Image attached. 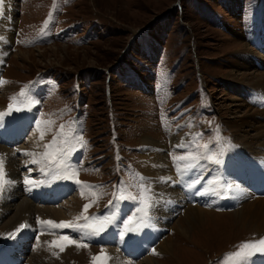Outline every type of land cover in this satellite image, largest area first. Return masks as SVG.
Here are the masks:
<instances>
[{"label": "rangeland", "instance_id": "rangeland-1", "mask_svg": "<svg viewBox=\"0 0 264 264\" xmlns=\"http://www.w3.org/2000/svg\"><path fill=\"white\" fill-rule=\"evenodd\" d=\"M16 1L11 44L2 45L6 54L0 66V106L8 113L6 120L32 114L34 128L44 132L46 154L37 160V171H50L52 164L56 177L80 187L58 205L32 203L36 234L13 255L21 257L19 264H37L35 254L52 264H107L108 243L82 240L69 232L71 226L45 230L48 224L37 215L46 210L41 207L58 209L73 197L81 202L82 224L93 235L107 233L110 221H116L121 238L129 233L127 240L131 231L143 229L142 218L150 219L153 206V190L141 167L147 137L168 144L165 153L171 163L183 156L207 164L198 174L200 185L213 170L226 168L227 183L233 185L228 193H242L245 203L264 206V194H255L243 179L253 178L251 167L264 166V78L256 77L264 73V0ZM5 3L0 4V24ZM259 38L263 44L257 43ZM239 91L249 96L243 98ZM175 134L183 136L181 148L171 147ZM27 141L8 151L22 147L31 155L20 154V166L34 160ZM48 175L36 178L44 182ZM7 177L0 169V252L20 237L9 235L6 225L9 210L18 203V189L8 187ZM173 177L170 187L177 182L187 188L176 181L181 174L174 172ZM16 188L22 191L20 197L29 199L24 186ZM192 197L198 200L196 208L213 213L212 224L186 240L175 229L185 214L176 213L166 228L158 229V240L143 245L147 254L137 257L139 262L152 257L175 264L159 249L168 239L179 264H238L264 251L259 244L264 233L257 234L236 215L240 207L209 211L199 194ZM53 241L63 244V250Z\"/></svg>", "mask_w": 264, "mask_h": 264}, {"label": "bare ground", "instance_id": "bare-ground-1", "mask_svg": "<svg viewBox=\"0 0 264 264\" xmlns=\"http://www.w3.org/2000/svg\"><path fill=\"white\" fill-rule=\"evenodd\" d=\"M5 4H6L5 5L6 10L2 18V23L0 24V66L3 64V59H5L4 56L6 54L5 49L2 47V45L11 44V38L13 33L12 30L15 21L14 19H15V14L17 12L16 0H6ZM262 36L264 37V31ZM258 42H260V44H263L260 38L259 40H257V43ZM19 55L23 57V52L19 51L18 56ZM256 74H257L256 77L260 81L263 80L264 73H256ZM231 78H232L231 80L232 82L234 80L236 82L235 77H231ZM246 78L247 76L246 74H244L243 79ZM239 92L244 94V92L242 91ZM247 95L249 96V94L245 92L243 98H246L245 96ZM250 99L252 100V98ZM253 103L257 104L254 102V100ZM6 113H7L6 109L0 106V127L4 128L7 126L24 131L25 134L23 136H26L25 140L28 139L27 142L31 145V149L34 151L31 153L34 155L33 156L34 160L31 161L26 160L25 164L20 166V164L18 165V157L21 156L22 153L29 155L28 152L26 150L22 151V147H19V149L14 148L12 153L9 154L8 151L10 147L8 148L4 144H0V159L3 160L2 170L8 176L7 177V180L9 181L8 187L11 190L18 189V191L16 190L18 196V203L13 206L14 207L13 209L9 210L12 212L11 213L12 216H10L8 218L9 220L6 222V225L8 226V231H11L10 233H8L9 235L11 234L14 235L15 233L20 235V237H16L19 239H15L13 242L7 245V251H8L7 253H11L16 256V254L19 255L21 253L20 252L21 246L22 245L26 246L27 242L29 244L31 237L34 234H36V232L33 231L34 225L32 221L34 215L32 213V210H34V205L32 203L34 202H32L27 198L29 191L36 190L40 186H42L41 188H49L50 184L48 182H51L50 179L52 177L51 176L52 174L54 176V181L51 184L54 185L53 186L54 188L59 189L60 193H68L71 190V186L68 185L66 181H63L55 176V172H53L52 169V164L50 165L51 167L47 169L50 171L45 170L46 172H44L42 170L41 173L40 167L37 171L36 166L39 165V162L37 160L45 158V154H46L44 146L46 144L47 138L42 134L44 132L41 133V129L34 128V126H32L31 124L30 125L32 127L29 126L28 122L30 117L24 116L21 119L16 118L14 120L11 119L6 120L8 118L7 115L8 113L7 114ZM12 122H14L15 125H13ZM237 125L238 128L244 126L241 124L240 125L237 124ZM158 140L159 139L155 140L147 137L142 141V148H141V158H142L141 167L144 169L145 178L150 182L151 188L153 190L152 191L153 206L151 211L152 216L150 217V219L148 218L149 216L142 218V220L144 221L143 229L142 226H140L137 228V232L131 231L133 233L129 236L127 240L128 243L131 242L138 244V243H144L145 241L146 243H149L151 240L152 241L158 240V238L155 239L156 234L159 233L158 229H162L161 227L165 226V224L167 225L176 213L182 214V212L185 214V217H183L182 220L179 223H177L175 229L178 231V233L181 234V236L184 239L192 240L193 232L205 228L208 224H212L211 221H213L212 217L214 216L213 213L206 212L205 210L200 209L198 207L196 208L195 203L198 200L193 199L192 197L193 193L199 194L200 197L204 199V204L203 203L202 204L205 205L204 209L207 210L212 208L221 209L223 207L232 208L231 205L235 204L236 207L241 208V211L237 212L236 215L239 218H242L243 222L248 223L249 226L253 227L257 234L264 233V206L263 207L260 206L259 201L247 204L245 203L246 201L245 196L242 193L241 195L239 192H237V194H233V193L230 194L228 193L229 191H225V184L228 182L230 176L229 171H226V168H217L213 170L214 172L216 171L217 174H214V172L212 171V174H210V177L207 179L206 183L200 185L198 174H202L207 169L206 168L207 164L201 162L198 163V161L194 162L193 159H189V158H185L183 160H179L174 163L173 162L171 163L168 160V157L165 153L166 151H168L167 150L168 144ZM170 144L171 147L173 148H181L182 144H184L183 136L177 134L173 135V137L170 140ZM261 168L264 169V166ZM26 170L29 171L28 174H26L25 172ZM47 172H49L47 181L43 182L41 178L40 179L38 177L36 178V176L39 173L46 175ZM174 172L175 173L178 172L179 174H181V180L179 181L176 179L179 185L181 184L183 186H187V188H181L180 186L178 187L177 182L176 185L174 186L171 183L172 187L168 185L170 181H175V178L173 177ZM24 174H26L25 177L23 176ZM23 177H24V181L25 178L29 181L27 182L28 183L27 185H25L26 181L24 182L22 180ZM19 184L24 186V195L28 200L20 197L19 194L22 193V191L19 188H16L17 186H19ZM180 188L186 189V192L184 193L182 190H180ZM79 189L80 187L77 186L75 193ZM226 195L230 196V199L226 198ZM15 199H17L16 196ZM190 202L192 203L190 204ZM45 208H46L45 211L37 212V215L43 217L45 221H48V219H50L51 221L54 222L55 225H58L60 222L70 223L69 226L71 227L70 228L68 227L69 229H71L70 232L76 233L77 236L80 238L83 237L82 240H85L87 237H89L90 240H94V241L107 240L105 241L106 243L109 244V247H107V250L105 252L108 258L107 264H135L137 262L138 264H162V263H158L152 257L148 259H144L139 262L138 261L139 259L137 258V254L134 252L138 250V246H141L139 244L136 245V247H130L128 252H126V255L125 254L123 255L125 258L120 257V254L117 253L118 252L117 249H116L117 252L114 250V247L119 246L116 248L120 250L119 252H122L121 248L125 247L126 244L121 240V235L119 234V232L115 230V222L110 221L109 231L104 236L99 234L93 235L91 233L92 231H89V229H87V227H84V224H82L84 213L82 211L83 209L81 206V202L77 201L76 197H73L69 201L64 202L58 209H55L57 207H46V206L41 207V209H45ZM21 225L27 226L26 230L24 228L21 229L20 227ZM166 227L167 226H165V228ZM50 228H51L50 225H48L47 228H45V230ZM53 229L59 230L55 226ZM144 229H146V231H144ZM62 230L63 229H60V231ZM143 231L146 232L148 235H150L151 240L147 238L146 240H141L140 237L138 239V234ZM133 235H136V241H134L135 236ZM150 248L151 246H149V249ZM173 248L174 247L172 246L171 240L168 239L163 244H160L159 249L163 253H166V255L167 254L170 255V257H172L171 259H173L172 261L175 264H179V262L175 259L173 255ZM5 254L6 251L1 253L0 257ZM17 257L21 259L20 256ZM138 257L140 258V256ZM36 258H38V260H36L37 264H52V262L50 263L48 262L49 260L48 257L45 259L44 257L35 254L34 259ZM187 261L189 262L190 259L189 260L187 259ZM1 263L3 264L4 261L1 260L0 264ZM238 264H264V251L250 255L245 259L241 260Z\"/></svg>", "mask_w": 264, "mask_h": 264}, {"label": "snow or ice", "instance_id": "snow-or-ice-1", "mask_svg": "<svg viewBox=\"0 0 264 264\" xmlns=\"http://www.w3.org/2000/svg\"><path fill=\"white\" fill-rule=\"evenodd\" d=\"M2 3H3V0H0V4H2ZM62 127H63V126H62ZM179 159L183 160L184 157L181 156V157H179ZM208 159H212V158L209 157ZM216 163H219V161L217 160ZM2 166H3V160L0 159V169H2ZM178 171H179V169H178ZM232 188H233V185H232L231 183H226V184H225V191H230ZM2 191H3V185L0 184V192H2ZM112 206H113V205H112V202H110V203H109V207H112ZM88 207H89V205H85V206H84V211H87ZM44 223H46V224H48V225H54L55 227H58V228H63V227H68V226H69V223H68V222H60L58 225H55L53 221L48 220V221H44ZM20 227H21V229H22V228L24 227V225H21ZM125 227H127V226L125 225ZM93 231H97V230H93ZM82 238H83V237H82ZM62 239L67 240V237H63ZM68 242H69V243H74V241H68ZM52 243L55 244V245H57V246H59V247L61 248V250H63V244H60V243H58L57 241H53ZM259 244L262 245V246H264V239H261V240L259 241ZM249 246H250V245H249L248 243H246V244L244 245L245 248H247V247H249ZM78 247H86V245H78ZM262 250H264V249H262ZM235 255L239 256L240 253H236ZM94 259H95V258H94Z\"/></svg>", "mask_w": 264, "mask_h": 264}]
</instances>
